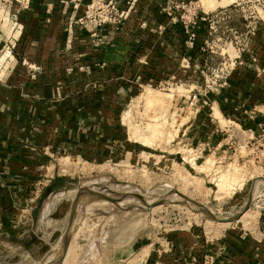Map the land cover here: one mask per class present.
Listing matches in <instances>:
<instances>
[{
	"label": "rangeland",
	"instance_id": "1",
	"mask_svg": "<svg viewBox=\"0 0 264 264\" xmlns=\"http://www.w3.org/2000/svg\"><path fill=\"white\" fill-rule=\"evenodd\" d=\"M4 1L10 8L5 10L2 30L9 36L0 46V66L11 70L26 64L14 49L21 12L46 2L51 17L60 4L71 5L65 0H20L19 5L16 0ZM222 1L231 4L240 28H245L244 18L257 23L264 16V0ZM198 2L206 6L217 0ZM255 24L251 35L257 31ZM240 40L234 39L235 47L241 46ZM206 82L197 89L180 84L148 88L123 106L119 120L97 121L91 116L88 122L76 121L78 129L71 140L61 139L67 146L71 141L72 148L51 159L55 181L40 208V215L47 212L48 217L35 228L37 237L10 235L0 228V264H60L74 204L71 244L61 264H111L121 256L120 250L101 245L137 243L132 259L142 263L152 252L160 257L164 243L171 241L215 245L221 252L231 237L264 240V123L256 119L262 124L258 133L252 124L244 127L241 121L247 113L236 105L227 107L221 93L215 88L211 93L212 85ZM211 101H217L220 110L213 109ZM83 143L86 150L75 152V146L81 149ZM89 191L108 194L119 204L92 201ZM82 192L86 193L76 201ZM150 199L167 202L148 209ZM249 200V211L231 223L211 220L202 211L229 219L238 216Z\"/></svg>",
	"mask_w": 264,
	"mask_h": 264
},
{
	"label": "crops",
	"instance_id": "2",
	"mask_svg": "<svg viewBox=\"0 0 264 264\" xmlns=\"http://www.w3.org/2000/svg\"><path fill=\"white\" fill-rule=\"evenodd\" d=\"M129 1L132 10L122 27L97 34L91 24L77 23L83 7L74 11L60 4L49 17L45 2L21 12L14 49L26 64L11 70L0 66V228L10 235L36 236L35 228L48 217L47 212L40 215V208L55 181L51 159L72 148L71 141L67 146L61 139L71 140L78 129L74 123L91 116L119 120L123 106L148 88H202L229 56L236 64L220 98L227 107L250 112L245 118L256 133L258 121L264 123V16L257 23L244 18L245 28H240L231 4L201 5L200 15L208 19L200 21L190 49L187 31L161 11L163 0ZM7 16L0 7V46L9 36L2 30ZM236 35L241 36V52L234 45ZM233 50L235 56L229 54ZM211 102L220 110L217 101ZM75 147L77 153L86 150L84 143ZM235 239L228 238L221 252L215 245L167 242L160 257L152 252L142 263L132 259L137 243L101 248L121 251L111 264H264V240Z\"/></svg>",
	"mask_w": 264,
	"mask_h": 264
},
{
	"label": "built area",
	"instance_id": "3",
	"mask_svg": "<svg viewBox=\"0 0 264 264\" xmlns=\"http://www.w3.org/2000/svg\"><path fill=\"white\" fill-rule=\"evenodd\" d=\"M15 2L18 5L21 4L20 0H16ZM64 2L70 4L75 11L81 7L84 8V15L78 19L77 23L80 25L91 24L95 34H97L98 30L102 31L106 27L121 28L128 19L133 6V2L129 0H65ZM0 7H4L6 10L10 8V5L4 0H0ZM161 11L169 17L173 23L179 24L187 31L188 46L192 49L197 37L200 21H207L208 19L201 17V6L198 0H163ZM12 20L16 26L17 17L15 16ZM211 30L214 31V28L212 27ZM240 38L241 36L239 35L234 37L236 41ZM236 48L239 52L242 51V45ZM234 63L235 60L232 61L228 56L227 59L223 61L220 69L209 76V80L206 83L212 85L210 88L211 93H213L212 88H215L214 91L218 94L220 90L228 87V80L233 71L232 67ZM219 74H221L220 78ZM250 119L253 120L254 117L250 116ZM259 126L262 127V124Z\"/></svg>",
	"mask_w": 264,
	"mask_h": 264
},
{
	"label": "water",
	"instance_id": "4",
	"mask_svg": "<svg viewBox=\"0 0 264 264\" xmlns=\"http://www.w3.org/2000/svg\"><path fill=\"white\" fill-rule=\"evenodd\" d=\"M85 193L84 192L80 193L77 196L76 201L80 198L81 194H85ZM86 194H87V196L91 197L90 200H92V201L98 200V201L112 202L114 204L119 203V199L111 197L108 194H103L100 192H91V191L87 192ZM76 201H75V203H76ZM166 202H167V200L161 199L158 202H156L155 204L146 205V208L151 209V208L157 207L159 205H162ZM196 205L199 206L198 204H196ZM250 206H251V200L248 201L247 205L245 206V208L242 210V212L238 216L230 218V219L222 220V219H219L215 216H209L208 218H210L211 220H214L216 222H228V223L235 222V221L240 219L241 215H243L246 211H248L250 209ZM137 209L139 210V208H137ZM75 214H76V204L73 205L72 210H71V216H70V220H69V224H68V229L66 232V238H65V241L63 242L61 259L65 258L67 256L68 249H69V246L71 244V230L73 228Z\"/></svg>",
	"mask_w": 264,
	"mask_h": 264
},
{
	"label": "bare ground",
	"instance_id": "5",
	"mask_svg": "<svg viewBox=\"0 0 264 264\" xmlns=\"http://www.w3.org/2000/svg\"><path fill=\"white\" fill-rule=\"evenodd\" d=\"M131 195H132V194H131ZM176 196H179V197H181V198H184V197H182V195L179 194L178 192L176 193ZM178 199H179V198H178ZM176 200H177V199H176ZM183 202H186V203L188 202V203H189V200L184 199ZM110 203H112V202H110ZM155 203H156V201H155L154 199H150V201H148L146 205H152V204H155ZM193 203H194V202H193ZM193 203L190 202V206H191ZM112 204H114V203H112ZM115 204H117V203H115ZM118 204H119V203H118ZM194 204H195V203H194ZM79 205H80V204H79ZM190 208H191V207H190ZM202 211H203L204 215L207 216V218H208L209 216H212V215H210V213H209L210 210L208 211V210H206L205 208H203ZM248 211H249V210H248ZM246 212H247V211H246ZM246 212H245V213H246ZM245 213H244V214H245ZM244 214H243V215H244ZM200 215H201V214H200ZM243 215H241V217H242ZM241 217H240V218H241ZM229 219H230V218H229ZM222 220H226V219H222ZM220 223H228V222H220ZM61 255H62V252H61ZM61 255H60V256H61ZM62 258H63V257H62ZM63 259H64V258H63ZM63 259H61V257H60V260H59V261H60V262H59L60 264L63 262Z\"/></svg>",
	"mask_w": 264,
	"mask_h": 264
},
{
	"label": "trees",
	"instance_id": "6",
	"mask_svg": "<svg viewBox=\"0 0 264 264\" xmlns=\"http://www.w3.org/2000/svg\"><path fill=\"white\" fill-rule=\"evenodd\" d=\"M247 122H249V120L248 119H245L244 121H241V124L245 127V126H248L249 124H247ZM249 126H252L253 127V125H249Z\"/></svg>",
	"mask_w": 264,
	"mask_h": 264
}]
</instances>
